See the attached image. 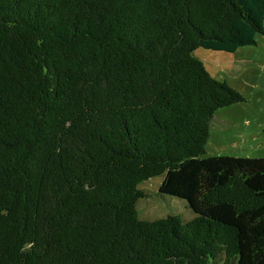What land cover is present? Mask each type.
<instances>
[{"label": "trees", "instance_id": "obj_1", "mask_svg": "<svg viewBox=\"0 0 264 264\" xmlns=\"http://www.w3.org/2000/svg\"><path fill=\"white\" fill-rule=\"evenodd\" d=\"M263 21L264 0H0V264H264V156L205 155L244 98L192 55ZM161 175L189 216L140 217Z\"/></svg>", "mask_w": 264, "mask_h": 264}, {"label": "rangeland", "instance_id": "obj_2", "mask_svg": "<svg viewBox=\"0 0 264 264\" xmlns=\"http://www.w3.org/2000/svg\"><path fill=\"white\" fill-rule=\"evenodd\" d=\"M255 42V45L238 48L233 53L201 48L192 53L213 78L225 81L244 98L243 102L221 108L214 113L216 123L209 130L206 156H264V37L257 35ZM162 179L163 175L138 185L139 189L150 192L138 200L140 217L154 219L168 214L169 210L183 217L189 216L176 209L178 205L173 204L175 201H171V204L165 201L169 200L168 197L155 195Z\"/></svg>", "mask_w": 264, "mask_h": 264}]
</instances>
